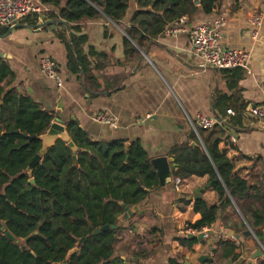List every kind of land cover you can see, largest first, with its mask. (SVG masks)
<instances>
[{
    "label": "crops",
    "instance_id": "obj_1",
    "mask_svg": "<svg viewBox=\"0 0 264 264\" xmlns=\"http://www.w3.org/2000/svg\"><path fill=\"white\" fill-rule=\"evenodd\" d=\"M214 9L210 16L196 12L188 18V27L226 18L221 45L250 52L249 73L202 69L187 34L174 38L162 34L141 44L133 41L126 29L137 10L136 0L130 1L128 16L119 24L101 14L80 23L79 31L64 26L69 44L58 32L60 25L44 26L57 21L50 19V13L0 28V54L5 56L0 58L15 75L13 87L42 104L54 121L60 119L65 126L78 122L93 141L124 140L127 146L140 142L151 163L167 158L176 165L177 148L196 147L195 139L203 146L190 119L198 114L226 118L227 110L233 109L237 115L227 117L229 126L220 127L226 134L219 149L234 164L235 175L264 195V121L248 112L264 106V24L257 40L249 24L253 14L264 15V0H218ZM73 37L86 39L78 43L89 65L87 72L75 58ZM43 59L56 63L61 86L45 77ZM102 112L111 115L118 128L94 122ZM209 183V176L173 177L170 184L154 189L138 206L139 212L122 216L115 257L123 264H264V227L260 239L233 200L230 205L220 200L213 184L200 199L219 208L217 221L204 229V243L198 240L192 247L180 243V232L202 219L194 211L196 200L189 197ZM248 231L250 236L245 235ZM222 243L236 246L238 261L226 256L230 248Z\"/></svg>",
    "mask_w": 264,
    "mask_h": 264
},
{
    "label": "trees",
    "instance_id": "obj_2",
    "mask_svg": "<svg viewBox=\"0 0 264 264\" xmlns=\"http://www.w3.org/2000/svg\"><path fill=\"white\" fill-rule=\"evenodd\" d=\"M41 1L59 10L58 15L50 13V19L62 20L73 31H79L80 23L101 18V14L114 23L123 22L131 0ZM215 4V0H199V6L196 0H136L137 10L131 15L126 32L141 44L159 37L167 26L183 17H192L196 12L212 15ZM58 32L69 44L67 29L60 25ZM85 40L73 37V47L78 65L87 72L89 65L81 56L78 43ZM74 71L78 73L79 69ZM14 82V73L0 58V222L19 240L13 243L0 231V264H65L75 248L78 252L69 264H123L115 257L125 214L120 202L128 207L140 206L159 186L157 170L148 153L140 142L127 146L124 140L93 141L78 122L69 121L67 132L78 149L76 161L68 145L59 141L29 172L30 163L42 149L40 140L30 141L29 137L44 135L54 116L33 97L20 93L13 87ZM17 131L19 134H14ZM225 134L220 127L199 130L203 146L195 139L196 147L174 151L178 168L173 176H209L220 200L229 205L233 200L261 239L264 195L235 175L234 164L219 149ZM32 179L34 185L30 183ZM194 211L202 219L189 227L203 231L217 221L219 208L199 199ZM106 226L111 229L93 234ZM179 241L189 247L198 242L187 237ZM222 245L230 248L226 256L238 261L236 246Z\"/></svg>",
    "mask_w": 264,
    "mask_h": 264
},
{
    "label": "built area",
    "instance_id": "obj_3",
    "mask_svg": "<svg viewBox=\"0 0 264 264\" xmlns=\"http://www.w3.org/2000/svg\"><path fill=\"white\" fill-rule=\"evenodd\" d=\"M50 13L49 9L41 0H0V28H9L23 20L31 17L41 16ZM226 24V18H218L212 23L188 27V18L183 17L179 21L166 27L163 35L166 37H178L187 34L190 38L191 53L200 61L202 69H214L219 71H231L240 69L250 72V62L252 55L248 51L224 48L221 45L222 28ZM250 27L254 39H258L264 24V15L255 13L249 19ZM41 69L48 80L54 81L58 86L62 85V80L57 72V65L51 59L41 61ZM249 115L257 121H264V106L252 107ZM227 117H235L237 114L233 109L226 112ZM219 116H202L198 114L194 119H190L191 126L196 134L199 130H213L216 127L229 126V119ZM94 122L112 128H118L115 119L106 112L98 113L93 118ZM235 143L236 139L231 138ZM180 181L177 180L179 187ZM203 231H197L187 226L180 232L182 237H198Z\"/></svg>",
    "mask_w": 264,
    "mask_h": 264
},
{
    "label": "water",
    "instance_id": "obj_4",
    "mask_svg": "<svg viewBox=\"0 0 264 264\" xmlns=\"http://www.w3.org/2000/svg\"><path fill=\"white\" fill-rule=\"evenodd\" d=\"M216 3L218 0H215ZM196 4L199 5V0H196ZM214 8H216V4L214 6ZM49 25H63L65 26L68 30H70L69 25L62 21H48L46 23H44V26H49ZM0 57H5L3 54H0ZM14 134H19V132H15ZM40 140L42 142V149L41 152L34 158V160L30 163L29 165V172H31L35 166L37 164H39V162L42 160L43 155L46 154V152L53 148L57 142L62 141L64 143H66L68 145V147L71 149V151L74 153V160L76 161L77 157V147L76 145L73 143V141L71 140L68 132H67V127L63 124V121H61L60 119H57L56 121H54L50 127V129L44 134L41 135L40 137H29L30 141L33 140ZM152 165L155 167V169L157 170V174L159 177V188L161 189L162 187H164L167 184L171 183V180L173 179V171L176 168V165H170V162L168 161L167 158H160V159H156L152 161ZM30 183L32 185L35 184V181L32 179L30 180ZM213 183H209L207 187H205L204 189L200 190L199 193L195 194L192 198L189 197V200H199L201 198V196L205 193V191L212 186ZM120 205L124 207L125 212L128 215H133L137 212H139V207L135 206V207H128L126 206L123 202H120ZM111 229V227L106 226L102 229H96L94 231V235H98L101 234L102 232L105 231H109ZM112 229H116V226H112ZM0 231L2 233H4V236L11 242L13 243H19V240L14 237L9 231H7L5 229V226L3 223L0 222ZM38 233L36 232L35 235H37ZM246 236H250L251 232L248 231L246 234ZM190 240H194L197 239L199 241H201L202 243H204L203 239H204V235L201 234L198 237H194V236H188L187 237ZM28 240H26L27 242ZM85 239H83L81 241V243H84ZM22 249H25V246L22 247ZM78 252V248L73 249L67 256L66 258V262L65 264H69L70 258ZM260 255L262 256V253H260Z\"/></svg>",
    "mask_w": 264,
    "mask_h": 264
}]
</instances>
